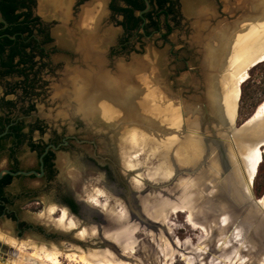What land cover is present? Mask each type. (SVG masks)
Here are the masks:
<instances>
[{"label":"bare ground","instance_id":"1","mask_svg":"<svg viewBox=\"0 0 264 264\" xmlns=\"http://www.w3.org/2000/svg\"><path fill=\"white\" fill-rule=\"evenodd\" d=\"M242 2L250 3L254 8L257 7V12L251 16H242L243 22L249 24L241 29L233 28V37L231 36L227 40L225 46L223 44L217 46V43L214 45L212 41L214 39L220 41L224 28L221 24L220 28L208 29L205 35V42L202 44L205 92L199 105L196 104L197 106H195L193 99L194 104L191 103L200 108V117L199 114L196 115L197 117L193 116V107L188 110V107L186 108L184 105L181 106V104L162 98L163 95L160 96L157 89L152 91L153 87H151L152 89L147 88V77L146 79L142 77L140 65L138 64V67L137 63L135 68L132 67L129 70L118 65L119 75L115 78L102 70L97 71L95 69L94 85L85 87L83 84L82 89L79 88V90L74 91L73 95L69 97L70 100L77 102L78 111L88 122H91V119H94V122L95 118L93 117L96 116L99 121L110 123V125L130 124L124 130L121 128L123 131L120 135L118 134L116 141L118 146L120 145L123 149L121 150L124 154L122 152L121 154L125 155L123 163L125 170L137 172L131 179V185L135 191L141 192L139 186L142 180L158 182L169 179L174 173V164H179L186 170L192 171L190 174L196 175V177H190L191 175L184 177L175 185L177 192H180L181 195L178 197L186 196V200L183 202L176 198V192L159 191L160 193L154 195L152 191L149 196L146 194L144 195L146 197L139 195L136 197V202L141 204L146 218L152 225L155 226L156 224L161 227L157 232L154 231L156 229L153 227H149L153 230L146 228L150 232L147 235H150L155 242L154 248L148 253V256H151L150 259L156 258L153 260L154 263L172 264L173 256L176 253L183 264H207L206 259L210 255H212V260H209L211 264H234L235 262L230 256L219 255L218 252H228L235 244L244 252V257L251 258L254 264H264L263 215L259 212L252 214L251 222L254 224L252 226L251 223H246L248 228H244L238 222L240 218L243 223L246 219L245 199L242 198V194L246 193L245 191H248L253 185L258 166L264 157V137L254 145L241 144L237 139L234 142L240 146L239 156H233L235 161L233 178L237 186L232 184V177L229 175L224 176L214 184L217 165L210 157L211 153H202L200 144L194 137L200 129L209 127V124L210 126L217 123L220 125V122L223 121L227 125L234 120L236 103L239 98V86L248 78V68H251V63L264 57V0H239V3L235 2L234 6L232 4L230 7L232 10L229 12L232 13L235 10L232 14H238L235 22L240 21ZM238 7L240 10L237 9ZM101 12H97L92 18H95V23L100 14L103 13ZM192 12H198L196 15L198 21L196 25L198 26L194 38L199 39L200 28H202L201 31L204 30L201 22L206 19V15L201 9ZM229 12L228 14L232 15ZM95 23L93 28H96L97 24ZM225 24L229 26V23L223 25ZM227 32L229 34L228 27ZM89 35L84 37V45L90 48L92 38ZM91 54L88 51V54L85 55L86 62L101 63L102 60L99 56H91ZM213 58L217 61H214ZM263 61L264 59L260 62ZM83 79L85 81L88 77ZM149 81L154 80L149 79ZM131 83L143 87L140 91L138 89L133 92L135 86H132ZM89 84L91 85V82ZM204 97L206 98L204 99ZM182 110H187V115L183 118L180 117ZM256 120H260V125L264 123V99L256 106L253 114L245 120L244 128ZM225 124L222 123V125ZM183 130L187 131L188 134ZM142 152L144 156L141 162L146 164H143L144 166L148 164V170L138 173L139 170L146 169L140 167V159L137 160ZM204 168L207 169L203 170ZM212 187L216 191H212L210 189ZM82 193L84 199L101 212L114 215L119 221L129 220L125 208L120 206L114 197H108L103 189L89 190L83 188ZM172 196H175L174 198L177 200H172ZM212 200L216 206L218 205L213 215L207 210V207L199 208V203L201 204L202 201L207 205V202ZM79 201L81 203L86 202L81 199ZM257 205L264 213V196L258 198ZM54 213V208H50L49 215H54ZM178 214H183L184 223L189 226V230L200 232V235L195 236V242L190 237L180 242L172 241V235L179 227L171 220H173L172 216L177 217ZM53 221L55 226L61 230L71 231L77 228L76 221L70 218L64 210H61L60 215ZM129 222L130 220L113 230L101 228L103 239L113 244L117 250L112 251L109 249L110 247H107L103 251H91L84 255L66 253V257L79 264H126L121 259L131 260L135 254L134 233L136 227L135 223L130 224ZM112 224L115 226V223ZM246 229L251 231V238L245 233ZM76 234L80 238L94 236L96 229L78 228ZM210 234L212 236H209ZM157 235L162 240L157 239ZM0 242L13 248L12 251L4 253L0 251V264H42V262L60 264L59 255L56 251H47L42 248L37 251L35 248L36 250L30 254H25L19 248L20 242H15L14 239L12 240L2 233H0ZM207 248L209 249L207 250ZM204 253L209 256L204 258Z\"/></svg>","mask_w":264,"mask_h":264},{"label":"rangeland","instance_id":"2","mask_svg":"<svg viewBox=\"0 0 264 264\" xmlns=\"http://www.w3.org/2000/svg\"><path fill=\"white\" fill-rule=\"evenodd\" d=\"M95 1L96 0H92L89 4L90 7L92 3H95L91 6V9L94 10L93 13L87 17V20L85 19V22L82 21L81 24L79 23L82 29H86L87 31L93 30L95 19L93 20L92 17L96 15L97 12H100L101 9L98 7ZM102 2L103 14L100 16L96 26L97 30H95L97 33L100 31L99 37H97V39L101 41V44L98 43V46L96 49H94V51H98L103 56V62L100 64L101 70H103V72L107 73L109 76L115 78L119 75L114 70L115 66L121 65L126 70H129L132 69V67L135 68V64L137 63L138 67L140 65L139 68L141 70L140 73L142 77L145 79L147 77V88L150 87L149 89H152L151 87H153L152 91L157 89L158 94H160V96L163 95L162 98H166L176 104H181V106L184 105L186 108L191 106V103L193 102L195 103H193L195 106L196 104L199 105L201 101V94L205 91V84L204 77L201 75L202 67L200 66V57L197 54V49L189 45L190 38L194 36L193 30L196 28L197 19L194 17L198 14V12L194 13L192 11L196 9L198 11L200 9L202 12L204 11L206 19L201 22L203 23L202 27L204 30H206V28L210 30L212 27L220 28V24L222 26L224 23H229L230 25L235 24V19L238 17V14H232L235 12V10L232 13L229 11L232 10L230 8L232 7L231 5L233 4L234 6V4L239 3V0H176L177 9L175 14L173 17H169V24L172 27V31L166 36L165 39H162L160 34H152L147 38L130 37V46L126 49L116 51L110 56V59L108 60L105 59L108 56L109 49L115 46L117 42H121L125 38V34L122 28L118 25L121 17L110 15L107 9L108 0H102ZM237 9H241L242 11L240 21L238 20L240 23L239 29H241L249 24L248 22H243L242 16L245 14L248 16L255 14L257 12V7L254 8L252 4L242 2L240 9L239 7ZM48 12L49 11L43 15V18H45V20L48 22H52V17ZM228 12L232 15H229ZM218 31H220V29H218ZM164 32L165 28L162 24V33ZM54 34L57 40H61L60 31L58 28H56V32H54ZM198 38L200 39V37ZM62 60L63 63L61 68L68 70V68L71 66L68 64L66 57L62 55L57 56L55 62H61ZM214 61L217 60L215 59ZM43 73V80L49 83V87L58 85L57 82L52 83V78L54 76L52 77V71L49 72L48 67L43 70ZM56 73H59L58 70H56ZM149 79L154 81L150 82ZM152 83L155 84L152 85ZM131 85L135 86L134 88L139 90L143 87L139 85L136 86L137 84L134 83H131ZM240 90L241 94L237 103V113L234 120V127L236 129H238L243 124V122L253 114L252 111L264 97V62L252 67L248 71V78L244 83L241 84ZM54 92L55 91L49 94H46V92L40 93L36 97V100H39L37 107L43 114H46V117L47 115H50L52 111L53 114L60 116V118H62L61 120H67V111L70 107H64L61 103L56 102L55 98L53 97ZM93 118H95L96 122L99 121L96 116ZM91 120V122H88V124H85L82 127L73 128L67 126L65 128L67 134H73L77 136L79 140L89 142L78 145L80 151L85 153L86 158H77L76 156L75 161L79 162L82 166L77 167L75 164L71 163L74 162L73 159L65 157L64 160H62V163H64L66 166L64 168V174L68 178V181H70V186L73 189L71 194L80 208V203L78 202L79 199L86 201V199H84L82 196L83 187L88 188L89 190H95L97 188L103 189L108 197H111L112 193L110 194V192L116 189L119 192L117 198H115L117 203L124 207L125 211H128L127 197H129L131 193L135 192L131 185V179L133 175L137 174V172L128 173L125 170L123 165L125 155H123V149L120 145L118 146L116 141V138H118L126 126L122 128L123 130L119 128L120 132H113L110 131V128H115V124L110 125V123H103L102 121L96 123L95 121L93 122L94 119ZM129 125L130 124H127V126ZM92 143L94 146H92ZM110 147L116 154L117 175H115L114 170H112L110 167L109 162L105 159H102L108 156ZM121 152L123 154H121ZM140 155L137 157V160L140 159L139 165L140 167L146 169H141L138 171V173L146 172L148 170V164L147 166H144L146 164L143 163V165L141 162L144 156L143 152ZM3 164L4 162H0V168L3 167ZM139 188H141L140 191L143 194L141 197L149 196L152 191L154 195L156 194L154 190H148L146 192L147 186L143 183H141ZM210 189H212V191H216V189L213 187ZM252 195L257 199L264 196V157L259 164L257 175L253 181ZM174 197L175 196H172L171 199L177 200L179 198L178 196L176 197L177 199ZM179 199L183 202V200H186V196ZM207 203L208 204L206 205L202 201L201 204L199 203V208L205 206L208 208L207 210H209V212H211L213 215V212L217 210L216 207L218 208V205H215L214 200ZM83 204L90 209L100 211L88 201ZM52 207L54 208L55 213L54 215H49V209ZM61 210H64L70 218L76 221V231H65L55 226V222L53 220L60 215ZM16 212L18 214L19 220L31 226V229L23 230L20 234H17L16 224L13 222V220L8 217H0V233L4 234L8 238H11L12 240L14 239L15 242H20L21 244L19 248L25 254H30L36 249L37 251H40L42 248L47 251H56L59 255L58 258L60 264H79L70 261L69 258L66 257V253L84 255L90 253L91 251H103L108 247L100 240L99 234L101 231L98 232V229L102 230V227H109V223L107 221L106 223L105 221L98 220L96 216H91L90 219L100 223L98 225L101 226H98L97 224L91 225L88 221H86V219L81 218L78 213L73 214L68 209L55 203L53 200H47L44 198V196H39L38 199L28 202L21 208L17 209ZM172 218L173 220L171 221L179 227V229L175 231V234L172 235V241L180 242L190 237L195 242V236L200 235V232L189 230V226L184 223L183 214H178L177 217L172 216ZM136 222L138 221L132 220L129 222L130 224L135 223L134 225L136 227V231L134 233L135 254L131 260H121L126 264H158V262L154 263L153 261L156 258L152 257L150 259L151 256H148V253H150L154 248L153 244H155V242H153L152 237L147 234L150 233L148 230L151 228L149 227L155 228L156 230L154 231L156 232L161 227L156 224L155 226L152 224L147 226L146 224ZM78 228L96 229V234L94 236L90 235L89 237L80 238L76 234ZM249 232L247 235L249 238H251V231ZM262 234H264V231H262ZM209 236H212V234ZM159 238L160 237L157 235V239ZM160 239L162 240V238ZM109 249L112 251L114 250L112 248ZM208 249L209 248H207V250ZM218 253L219 255L223 254L224 256H230L234 260V264H254L251 258L248 259L244 257V252L241 251V249H239L235 244L232 245L228 252L220 251ZM204 254V258L205 256H209L206 253ZM215 255L217 256V254ZM211 256L212 255L206 259L207 264H211L209 262V260H212ZM42 264L49 263L42 262ZM172 264H183L180 260V257L176 253L173 256Z\"/></svg>","mask_w":264,"mask_h":264},{"label":"flooded vegetation","instance_id":"3","mask_svg":"<svg viewBox=\"0 0 264 264\" xmlns=\"http://www.w3.org/2000/svg\"><path fill=\"white\" fill-rule=\"evenodd\" d=\"M91 1L0 0V162H4L0 171L31 172L28 175L4 174L0 178V217L13 220L17 234L31 229V226L19 220L16 210L39 196L53 200L68 210V200L77 204L71 194L73 189L70 181L64 174L66 166L62 160L65 157L73 159L74 162L71 163L77 167L82 166L75 161L76 156L86 158L78 145L89 143L79 140L73 134H67L65 128H78L86 124L85 118L77 109V102L69 97L74 91L82 89L83 84L85 87L94 85L89 83L95 82L93 76L96 70L101 71L100 64L103 62L101 53L94 51L97 44H101L97 39L100 31L97 33V28H93L89 32L80 26L94 11L91 6L95 3L89 7ZM111 1L108 0L107 3L110 15L121 17L109 8ZM95 2L103 12L102 0ZM116 4L121 6L119 0ZM47 11L52 22L43 18ZM238 24L239 21L229 26L223 25L221 39L212 40L214 45L217 43V46H225L233 34L232 29H239ZM56 28L60 31L61 40H57L54 34ZM88 34L92 38L90 48L84 45V37ZM135 35L136 31L133 32V38H136ZM147 37L149 36L145 38ZM130 43L117 42L109 49L105 60L110 59L116 51L129 47ZM88 51L92 53L91 56H99L101 63L86 62L84 57ZM61 55L67 58L71 66L68 70L61 68L63 60L55 62L57 56ZM47 67L49 72L52 71V77L54 76L52 83H58L54 87H49V83L43 80V70ZM84 77H88L86 82ZM53 91L56 102L70 107L67 120H61L52 111L46 117L37 107L39 100L36 97L42 92L49 94ZM102 159L109 162L117 175L116 154L111 147L108 156Z\"/></svg>","mask_w":264,"mask_h":264},{"label":"water","instance_id":"4","mask_svg":"<svg viewBox=\"0 0 264 264\" xmlns=\"http://www.w3.org/2000/svg\"><path fill=\"white\" fill-rule=\"evenodd\" d=\"M145 3V8L140 11L138 13L139 16H141L143 13L147 12L150 9V4L148 0H143ZM196 18V16L194 17ZM196 22H198L196 20ZM199 24V23H198ZM198 25H196L197 27ZM202 28H200V35L198 32V37H200L199 40H195L194 36L196 33V28H194V36L190 38L189 41V45L196 48L197 49V54L200 57V66L201 68V75L202 77H204L205 75V68H204V64H203V49H202V44L205 42V35L208 32V29L206 28V30L201 31ZM264 59V57H262L260 60H254L253 63H251V68L256 66L257 64H260ZM252 62V61H251ZM260 62V63H259ZM248 68V71L251 69ZM114 70L117 74H119V69H117V66L114 67ZM92 84H94L91 81ZM134 90H138L136 88L133 89ZM140 91V90H139ZM239 98H240V94H241V90H240V86H239ZM205 92V91H204ZM203 94H201V99L203 97ZM206 96V95H205ZM206 97H204L205 99ZM238 98V101H239ZM237 101V103H238ZM237 103H236V112H235V117H236V113H237ZM197 106V105H196ZM192 112H194L193 116L198 115L200 117L201 115V111L200 108L195 107L193 105L188 106V110L190 108H192ZM202 110V109H201ZM187 111V110H186ZM185 110L181 111L180 113V117H185L187 115V112ZM197 117V116H196ZM234 117V120H235ZM234 120H232L231 122L227 123V125L225 124V122L221 121L220 118V125L214 124L212 126L209 127H205L204 129H200L199 133L197 132L194 137L196 140H198L200 147H201V151L203 154L206 153H211V158L213 159V161H215L216 163V168H217V173H216V177L214 179V184H216L218 181H220V179L224 178V176H231L232 177V184H234V186H237L235 184L234 181V174H235V170H234V164L235 161L233 159V156H239V152H240V146L236 145L234 142L237 140L240 141L241 144H257V142H259L260 139H262L264 137V123L262 125H260V120H256L254 122H252L249 126L244 128V124L246 121L243 122V124L236 129L234 127ZM86 121V120H85ZM219 121V119H218ZM86 124H88V121L85 122ZM222 123H224L225 125H222ZM120 124H116L115 128H110V131L113 132H119V128H124V126H127V124L125 123ZM150 128V127H148ZM183 128V127H181ZM221 130V131H220ZM184 131V130H183ZM186 134H188L187 131H184ZM173 161V160H172ZM173 169H174V173L172 174V176L169 177V179L165 180V181H158V182H148L145 180H142V183L145 184L147 186L146 188V192L148 190H154L156 193H160L159 191H164L165 193L167 192H176L175 194L177 196H180V192H177L178 190H176L175 185L176 183L180 180L183 179L184 177H196V175L190 174V172L192 171H188L186 170L185 167H182L181 165H173ZM207 168H204L203 170H206ZM128 172V171H127ZM31 172H17V173H11L7 170H1L0 171V178L4 175V174H11V175H16V174H23V175H28ZM129 173V172H128ZM187 175V176H186ZM134 176V175H133ZM254 177V175L252 176V178ZM213 180V179H212ZM216 182V183H215ZM240 191V190H239ZM163 192V195H165ZM246 193L242 194V198L245 199V220L244 223L242 222L241 218L239 220V222L242 224V226L244 228H248L246 223H251V225L253 226L254 223L251 222V216H253L252 214L261 213V215H263L264 217V213L258 208V199L254 198L252 195V186L250 187V189L248 191H245ZM241 193V192H240ZM119 192L114 189L112 191V196L114 198H117ZM143 196V194L141 192H133L131 193V195H129V197H127V205H128V211H126L127 215L129 216V220H135L138 221L142 224H146L147 226L151 225L152 223L149 221L148 218H146L144 212L142 211V207L141 204H138L136 201V197L137 196ZM80 203V208L78 210V214L81 218L86 219V221L89 222V224L94 225V224H100L96 221H93L91 218V216H96L98 218V220L100 221H107L109 223V227H105V229H109V230H113V229H117L118 226H121L122 224H125L128 221H119L116 219V217L114 215H109L107 213H103L100 212L98 210L95 209H90L88 207H86L83 203H81L80 201H78ZM258 214V215H259ZM262 217V216H261ZM115 223V226L112 224ZM101 226V225H98ZM103 228V227H102ZM98 231H101L100 229H98ZM249 229H246L245 233H248ZM100 236V240L102 241L103 244L107 245L108 247L112 248V249H116L117 248L113 245L110 244L108 241H105V239H103V237L101 236V232L99 234ZM262 238L264 240V234L262 235ZM13 248H11L10 246L3 244L2 242H0V251L1 252H7V251H12Z\"/></svg>","mask_w":264,"mask_h":264},{"label":"trees","instance_id":"5","mask_svg":"<svg viewBox=\"0 0 264 264\" xmlns=\"http://www.w3.org/2000/svg\"><path fill=\"white\" fill-rule=\"evenodd\" d=\"M119 1L121 6L116 4L117 0H112L109 8L115 14L121 16V20L118 22V25L122 28L125 34V38L121 42L130 41L129 38H133L134 31H136V38H142L152 34H160L162 39H165L166 36L172 31V27L169 24V17H173L175 14L177 9L176 0H148L150 9L141 16H139L138 13L145 8V3L143 0ZM7 9L10 8L8 7ZM162 24L165 28L164 33H162ZM67 203L70 212L77 214L79 210L78 205L73 200H68Z\"/></svg>","mask_w":264,"mask_h":264}]
</instances>
